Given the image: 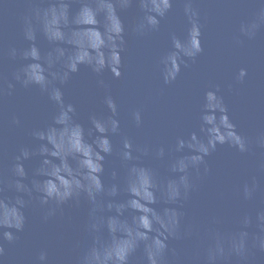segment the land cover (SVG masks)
<instances>
[{"label": "clouds", "instance_id": "1", "mask_svg": "<svg viewBox=\"0 0 264 264\" xmlns=\"http://www.w3.org/2000/svg\"><path fill=\"white\" fill-rule=\"evenodd\" d=\"M15 0H0V21L4 9ZM27 11L20 17L21 33L28 42L24 48L10 47L8 56L25 61L12 74L24 88L37 87L56 106L51 122L32 129L37 142L22 145L13 157L6 177L0 167V264H5V246L19 240L28 220L26 209L39 206L41 219L47 222L69 203L89 205L85 232L89 242L75 259V264H249L253 250L264 253V204L242 212L231 226L213 216L203 230L198 223L186 219L185 204L200 182L209 174L206 157L218 145H229L239 153H249L253 145L264 149V131L254 138L237 131L229 115V107L220 86L204 92L198 130L175 137L173 144L136 143L122 131L118 104L104 80L103 103L108 114H90L87 129L76 118V107L66 103L62 86L72 74L87 66L97 76L106 69L121 76L125 50V24L120 11L134 3L141 15L132 27L138 37L159 32L161 21L174 3L180 0H23ZM76 2L79 7L73 10ZM254 17L242 21L239 35L249 40L264 28V0H256ZM187 25L184 34L169 32L170 47L160 55L157 67L164 84L175 82L181 66L188 68L204 51L202 24L195 0H182ZM43 38L48 47L41 49ZM2 52V50H0ZM247 69L235 74L243 83ZM8 90L15 87L8 83ZM231 89L233 84H229ZM4 78L0 74V96L4 94ZM142 108L130 111L136 128L143 126ZM13 123L19 124L14 118ZM120 135L115 147L111 136ZM115 155L124 169L122 182L118 172H111L106 184L105 160ZM39 157V165L29 172L25 162ZM145 157L164 160L167 173L143 162ZM264 172V161L259 164ZM11 192L13 195H6ZM126 193V199H116ZM242 201L251 202L264 194L257 176L237 188ZM190 255L181 257L171 241L193 240ZM79 247V244L76 245ZM141 255L138 258L137 253ZM34 264H50L47 248H41Z\"/></svg>", "mask_w": 264, "mask_h": 264}, {"label": "water", "instance_id": "2", "mask_svg": "<svg viewBox=\"0 0 264 264\" xmlns=\"http://www.w3.org/2000/svg\"><path fill=\"white\" fill-rule=\"evenodd\" d=\"M195 3L200 11L204 51L195 63L189 61L188 68L182 65L180 75L171 84H164L157 62L170 47L169 32L175 31L181 36L185 32L187 21L182 0L174 3L161 21L160 31L146 37H138L132 31L141 15L138 6L134 3L120 11L126 29L121 76L115 77L108 69L97 76L81 65L62 86L65 102L75 105L76 118L86 129L91 126L90 114H108L103 103L106 90L98 83L102 79L118 104L122 131L139 144L167 147L174 143L176 136L198 130L204 92L216 85L220 86L219 94L224 96L238 132L254 140L264 131V28L251 40L241 37L243 42L237 43L235 39L240 23L252 19L257 12L256 0H195ZM78 7L74 2L73 10ZM26 11L23 0H15L4 9L0 21V74L5 89L0 96V167L6 177L19 147L37 143L30 135L32 129L50 123L56 111V106L37 87L24 88L13 80V72L25 61L14 60L7 53L10 47L28 46L20 24V17ZM38 43L42 50L48 47L43 38ZM241 67L247 69V76L243 83H236L234 77ZM9 82L15 85L10 93ZM135 107L143 110L141 128H136L130 119V111ZM14 118L19 124L13 123ZM111 140L115 147L121 145L120 135L111 136ZM206 160L209 174L185 204L188 221L198 223L203 230L217 216L231 226L242 212L264 204V194L251 202L242 201L237 194V188L252 176H257L264 187V172L259 170L264 149L253 145L251 152L242 154L227 144L218 145ZM143 162L156 167L161 174H168L167 157L164 160L145 157ZM38 165L39 157L25 162L29 178ZM113 169L118 172L117 180L122 182L124 169L118 157L107 156L103 177L106 184L115 182L111 177ZM6 195L13 193L6 192ZM126 198V193L116 197ZM88 208L83 199L79 205L66 204L62 212L47 222L42 221L39 206L26 209L28 220L24 231L18 234L19 240L12 244L4 242L5 264H34L41 248H47L50 264H75L76 257L89 242L85 232ZM195 245L196 238L170 242V247L177 248L181 257L190 255ZM140 255L138 252L137 257ZM249 264H264V253L254 249Z\"/></svg>", "mask_w": 264, "mask_h": 264}]
</instances>
